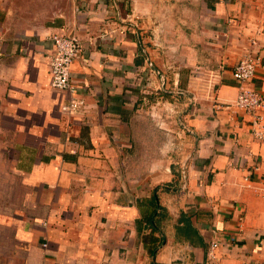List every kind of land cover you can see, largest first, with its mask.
I'll use <instances>...</instances> for the list:
<instances>
[{"label": "crops", "instance_id": "0c3cea01", "mask_svg": "<svg viewBox=\"0 0 264 264\" xmlns=\"http://www.w3.org/2000/svg\"><path fill=\"white\" fill-rule=\"evenodd\" d=\"M64 30L72 114L45 58ZM249 48L264 0H0V264H210L215 240L212 264H264V144L230 107Z\"/></svg>", "mask_w": 264, "mask_h": 264}, {"label": "built area", "instance_id": "2783aa9c", "mask_svg": "<svg viewBox=\"0 0 264 264\" xmlns=\"http://www.w3.org/2000/svg\"><path fill=\"white\" fill-rule=\"evenodd\" d=\"M52 42L50 49L45 55L50 74V85L52 88L62 90L67 94V102L61 106L64 113L72 114L85 107V101L75 95V87L71 84V66L73 60L81 51L82 43L79 36L71 30L53 33L49 36ZM255 41H252V44ZM264 63L259 52L253 48L246 49L239 57L232 69V77L237 83V95L230 107L247 114L252 135L264 144V95L251 86L258 68H263ZM161 90V89H160ZM151 92H144L149 95ZM147 104L148 115L154 124L166 129V119L169 118L171 109L164 107L160 99L150 101L148 96L144 97ZM167 115V116H166ZM218 240L212 241L208 250L209 263L215 258L214 250L218 246Z\"/></svg>", "mask_w": 264, "mask_h": 264}, {"label": "rangeland", "instance_id": "374dc122", "mask_svg": "<svg viewBox=\"0 0 264 264\" xmlns=\"http://www.w3.org/2000/svg\"><path fill=\"white\" fill-rule=\"evenodd\" d=\"M38 3H36L37 6ZM161 93V92H160ZM166 95L163 94V92L159 95L155 94V93H151L150 94V101L153 102L155 99H160V100H164L163 102L165 103L166 99H165Z\"/></svg>", "mask_w": 264, "mask_h": 264}]
</instances>
